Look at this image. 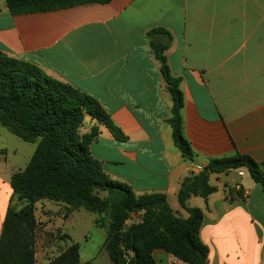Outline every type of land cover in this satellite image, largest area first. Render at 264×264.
Returning <instances> with one entry per match:
<instances>
[{"label":"crops","instance_id":"0c3cea01","mask_svg":"<svg viewBox=\"0 0 264 264\" xmlns=\"http://www.w3.org/2000/svg\"><path fill=\"white\" fill-rule=\"evenodd\" d=\"M156 27L171 37L164 54L180 79L182 135L194 163L181 156L167 124L172 100L146 37ZM0 51L101 104L126 140L99 126L89 151L111 180L136 194L162 193L169 203L209 160L242 154L264 162V0H111L18 16L0 0ZM5 162L0 232L10 177L20 170ZM239 170L211 174L216 191L186 203L203 212L199 238L209 264H264V190ZM152 257L186 264L160 248ZM35 260L48 263L37 262V252Z\"/></svg>","mask_w":264,"mask_h":264},{"label":"trees","instance_id":"16d2710c","mask_svg":"<svg viewBox=\"0 0 264 264\" xmlns=\"http://www.w3.org/2000/svg\"><path fill=\"white\" fill-rule=\"evenodd\" d=\"M110 1L3 0L13 16ZM146 37L171 96L167 124L172 141L181 156L194 163L193 151L182 135L180 79L172 77L164 54L171 37L160 27L148 30ZM0 125L21 141L36 144L26 166L10 177L12 195L1 224L0 264H36L35 205L40 200L64 203L67 216L79 209L97 214L94 224L106 232L102 247L111 264H156L152 253L159 248L186 264H209L208 247L199 238L203 212L187 207V200L215 192L208 182L210 175L232 169L242 168L264 190V162L236 154L209 160L202 171L181 182L177 200L186 217L172 211L162 193H134L127 184L111 180L89 151L99 126L116 141L126 140L101 104L67 82L44 74L38 66L1 51ZM13 199L20 204L18 208ZM133 215L139 220L127 225ZM78 251L71 241L47 264H91L81 262Z\"/></svg>","mask_w":264,"mask_h":264},{"label":"rangeland","instance_id":"374dc122","mask_svg":"<svg viewBox=\"0 0 264 264\" xmlns=\"http://www.w3.org/2000/svg\"><path fill=\"white\" fill-rule=\"evenodd\" d=\"M85 131H87V128L82 130V132ZM35 147V143L21 141L0 125V158H6L5 164L10 169L18 168L22 170L30 160ZM230 175L231 177L235 176L234 174ZM4 190L2 188L0 191V202L4 199ZM100 196L103 197L104 194L101 193ZM13 204L17 208L20 205L14 199ZM177 204L178 200H169L168 206L170 209L177 210L178 215L181 217H186V211L179 209ZM65 214L64 203L48 200H40L36 203L35 218L38 224L36 232L37 262L45 259L49 261L72 241L78 245L81 262L110 264L108 255L102 247L106 232L94 224V220L98 218V215L89 213L84 209L76 210L68 216ZM138 220V216L133 215L127 225Z\"/></svg>","mask_w":264,"mask_h":264},{"label":"built area","instance_id":"2783aa9c","mask_svg":"<svg viewBox=\"0 0 264 264\" xmlns=\"http://www.w3.org/2000/svg\"><path fill=\"white\" fill-rule=\"evenodd\" d=\"M200 171H202V168H201V167H197V168H196V173H199ZM238 175H239V176H243V172H242V170H239V171H238Z\"/></svg>","mask_w":264,"mask_h":264}]
</instances>
